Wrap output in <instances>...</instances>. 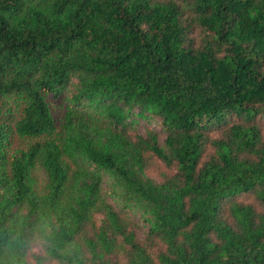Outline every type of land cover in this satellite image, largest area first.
Here are the masks:
<instances>
[{
	"label": "trees",
	"instance_id": "16d2710c",
	"mask_svg": "<svg viewBox=\"0 0 264 264\" xmlns=\"http://www.w3.org/2000/svg\"><path fill=\"white\" fill-rule=\"evenodd\" d=\"M0 264H264V0H0Z\"/></svg>",
	"mask_w": 264,
	"mask_h": 264
},
{
	"label": "rangeland",
	"instance_id": "374dc122",
	"mask_svg": "<svg viewBox=\"0 0 264 264\" xmlns=\"http://www.w3.org/2000/svg\"><path fill=\"white\" fill-rule=\"evenodd\" d=\"M24 142L17 140L16 138L13 139V147L22 146ZM42 177V175H41Z\"/></svg>",
	"mask_w": 264,
	"mask_h": 264
},
{
	"label": "clouds",
	"instance_id": "9594fccd",
	"mask_svg": "<svg viewBox=\"0 0 264 264\" xmlns=\"http://www.w3.org/2000/svg\"><path fill=\"white\" fill-rule=\"evenodd\" d=\"M13 239H16V238H13Z\"/></svg>",
	"mask_w": 264,
	"mask_h": 264
}]
</instances>
